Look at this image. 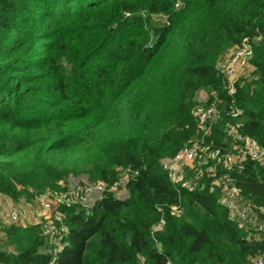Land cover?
Instances as JSON below:
<instances>
[{
  "label": "trees",
  "instance_id": "16d2710c",
  "mask_svg": "<svg viewBox=\"0 0 264 264\" xmlns=\"http://www.w3.org/2000/svg\"><path fill=\"white\" fill-rule=\"evenodd\" d=\"M245 38L261 40L233 119L218 64ZM200 90L222 101L210 143L224 147L241 123L264 147V0H0V194L17 202L72 177L139 171L129 199L107 195L89 215L63 209L57 255L38 226L3 228L0 264H249L264 254V238L249 240L217 192L179 190L162 170L197 135ZM234 176L264 207V167L248 161Z\"/></svg>",
  "mask_w": 264,
  "mask_h": 264
},
{
  "label": "built area",
  "instance_id": "2783aa9c",
  "mask_svg": "<svg viewBox=\"0 0 264 264\" xmlns=\"http://www.w3.org/2000/svg\"><path fill=\"white\" fill-rule=\"evenodd\" d=\"M260 40L243 39L240 44L231 47L218 64L224 90L232 98L228 115L233 119L243 116V110L235 102L238 83L254 73L255 68L251 64L254 57L253 43ZM200 92L203 95L198 97ZM195 102L193 116L198 127L197 135L174 156L163 158L162 170L167 173L172 186L179 190L195 192L209 187L211 192H217L219 204L228 210L230 219L247 233L249 240L264 238V207L242 196L234 176L244 170L248 161L264 167V147L241 133V123L229 125L225 146L216 147L209 140L213 136L214 126L221 119L222 101L216 92L200 90ZM117 171L118 177L113 182L88 180L81 183L72 177L60 189H48L31 200L23 197L17 202L8 203L0 196V227L3 230L11 225L38 226L48 252L57 255L64 248L68 235L67 216L63 209L77 208L89 215L107 195L122 201L129 199V184L138 177L139 171L123 167ZM171 213L181 217L184 210L176 205L171 207ZM165 225L166 222L161 220L153 226L151 234L154 239L164 231ZM249 264H264V254L252 259Z\"/></svg>",
  "mask_w": 264,
  "mask_h": 264
},
{
  "label": "rangeland",
  "instance_id": "374dc122",
  "mask_svg": "<svg viewBox=\"0 0 264 264\" xmlns=\"http://www.w3.org/2000/svg\"><path fill=\"white\" fill-rule=\"evenodd\" d=\"M161 20L164 21L165 19L161 18ZM161 23L164 24V22H161ZM74 178L78 179L81 183L88 181V178L85 175H81L79 177H74ZM29 200H31V199H29ZM4 249L7 250L8 249V245L6 244L5 236L3 234V230L0 227V250H4Z\"/></svg>",
  "mask_w": 264,
  "mask_h": 264
},
{
  "label": "crops",
  "instance_id": "0c3cea01",
  "mask_svg": "<svg viewBox=\"0 0 264 264\" xmlns=\"http://www.w3.org/2000/svg\"><path fill=\"white\" fill-rule=\"evenodd\" d=\"M230 50V49H229ZM203 94H202V92H200L199 94H198V97H201ZM0 196H2L3 198H5L6 200H7V202L8 203H13L14 201L12 200V199H10V198H8V197H6V196H3V195H1L0 194Z\"/></svg>",
  "mask_w": 264,
  "mask_h": 264
}]
</instances>
